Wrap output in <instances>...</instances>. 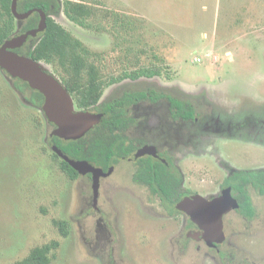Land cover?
<instances>
[{
  "label": "rangeland",
  "instance_id": "rangeland-1",
  "mask_svg": "<svg viewBox=\"0 0 264 264\" xmlns=\"http://www.w3.org/2000/svg\"><path fill=\"white\" fill-rule=\"evenodd\" d=\"M78 1L93 6L90 19L100 28L83 27L63 12L53 17L95 53L91 61L106 84L101 101L112 76L157 66L163 74L148 78L149 87L174 84L180 98H206L229 115L264 116V0ZM43 64L61 80L66 77L57 64ZM13 82L0 69V264L52 240L60 244L50 264H111L110 259L115 264H222L216 250L203 242L198 250V242L186 236L185 215H167L159 199L133 180L132 161L121 160L102 179L99 205L105 222L98 227V215L88 204L92 180H71L60 169L46 140L52 126ZM222 148L225 158L241 166L264 160L263 148L237 139ZM212 160L204 155L179 160L187 190L204 195L218 188L224 174ZM257 195L253 222L239 226L234 213L226 219L221 248L226 264H264V198ZM55 218L70 222L69 236L61 234Z\"/></svg>",
  "mask_w": 264,
  "mask_h": 264
},
{
  "label": "trees",
  "instance_id": "trees-1",
  "mask_svg": "<svg viewBox=\"0 0 264 264\" xmlns=\"http://www.w3.org/2000/svg\"><path fill=\"white\" fill-rule=\"evenodd\" d=\"M12 0H0V46L4 41L14 35L25 33L38 26L40 13L34 12L28 18L18 21L12 12ZM41 8L47 15V27L36 37H29L28 41L16 51L33 57L38 61L57 64L63 69L66 77H63L65 86L74 96L80 109H89L103 112L102 121L91 129L88 134L77 140H64L57 136L49 138V147L57 144L70 158L86 159L96 166L107 170L110 166L119 163L122 158L129 157L132 153L130 146L125 144L123 136L126 125L125 101L116 99L101 104L99 100L104 91V83L100 76V70L91 58L95 56L88 47L62 24L54 19V15L63 12L70 20L87 28H100L92 23L91 17L95 14L92 5L78 0H19L18 10L26 12L30 9ZM115 25L118 26L120 15L115 14ZM123 26V23L121 24ZM163 71L157 66L142 67L136 73L125 71L120 77L112 78L107 84L125 77L136 78L140 75L153 77L162 75ZM14 86L19 89L26 99L36 106H42L44 96L38 90L32 89L29 84L21 79H13ZM153 99L168 97L178 106L179 113L194 114V109L189 102L172 98L165 93L149 90ZM55 126V125H53ZM37 127H42L37 123ZM129 148V151H127ZM132 150V151H131ZM54 160L60 169L71 179L79 176L67 161L60 158L51 149ZM133 174V180L151 189L154 194L162 199L161 204L167 208L170 214L178 213L175 204L186 196L190 191L182 186V176L171 166L151 157L142 158ZM244 183L250 181L264 193V173L261 171H242ZM237 182L233 181L236 185ZM235 189V188H234ZM242 189L241 210L248 216L255 214V208L251 198L244 187ZM54 225L63 236L71 233V224L67 219H53ZM58 240H52L42 245H37L22 259L11 264H50L55 250L59 247Z\"/></svg>",
  "mask_w": 264,
  "mask_h": 264
},
{
  "label": "flooded vegetation",
  "instance_id": "flooded-vegetation-1",
  "mask_svg": "<svg viewBox=\"0 0 264 264\" xmlns=\"http://www.w3.org/2000/svg\"><path fill=\"white\" fill-rule=\"evenodd\" d=\"M142 67L146 66H141L134 71L124 70L123 73L127 71L128 73L134 74ZM48 72L52 73L50 70H48ZM123 73L121 75H123ZM120 76H112L109 81L114 77L118 78ZM156 76L159 75H155L153 77ZM153 77L140 75L136 78L125 77L123 79L113 81L107 84L108 87H110V90L106 97H104V100L101 101L100 98L98 104L111 102L116 99H124L126 96H128V101L124 102V107L127 114L125 116L127 119L123 136L126 138L125 144L130 146L133 151L131 150L132 153L129 157L122 158L121 160L132 161V163L135 165V170H137L138 166L141 165L139 162L140 159L151 157L171 166L173 170L177 171L178 174L182 176V186L186 189L184 185L185 176L179 164V160L182 161L185 155L208 156L211 160L213 159L212 161H214L216 165H218L220 170L223 172L224 177L222 178V181L219 183L216 190H212L206 194L204 193V196L208 199H213L214 197L219 196L224 189L230 187L232 196L236 198L240 204L239 208L231 210L224 215L223 228L226 235L225 240L222 243H215V246H210L207 244L202 234H200L198 238L194 237L193 234L202 233L203 230L198 224L192 221L187 214L178 210L177 208L176 209L180 211L178 213L185 215L187 218L186 226L189 229L186 233V236L191 239H195L198 242L197 249L199 250L201 248L200 244L202 242L205 243L209 249L216 250L217 253L220 254L219 258L223 260L222 264H226L225 259L227 258V254L225 255V253H222L221 248L222 245L227 241L226 219L228 215L232 213L237 215L239 218V226L242 225L243 222H253V220L256 218L258 210L254 199V193H257L258 197L264 198V193L260 192V190L257 189L253 183L250 181H247L246 184L244 183L241 172L252 170L261 171L264 173V160L261 163L251 162L247 163L246 166H241L243 163L239 162V164H235L233 161L225 158L227 155L224 154L222 147L228 140L237 139L243 143L264 149V116H259L252 112H247L241 116H238V114L229 115L226 114L223 109L221 110L214 101L212 102L206 98H204L202 101L196 98H180L179 92L175 89L176 87L174 84L168 85L161 82H155L149 87L146 84V80ZM58 79L64 84L63 80L60 78ZM11 80L13 81V79ZM105 86L106 84L104 83V88ZM14 88L23 95L22 98L24 101L34 108L40 109L45 122L47 121V123L54 129V124L47 119L42 110V106L40 108L28 101L25 95L19 89H17L15 86ZM149 90H156L158 92L165 93L172 98H176L177 100L183 99L189 102L194 109V114L192 116H190L188 113L180 114L178 106L174 104V102L171 101L167 96L153 99L152 95L149 93ZM51 132L46 138L47 142L49 141V138L52 137ZM144 146L154 147L153 149L156 151V155L147 154L136 158V153ZM127 151H129V148ZM116 165L117 164L112 165L114 166V170L106 177H109L114 173ZM80 176H87L92 180V175L90 173L85 175L79 174L78 177ZM106 177H102L101 181ZM233 181L237 182L236 185L233 184ZM139 185L146 187L150 193L154 194L149 187L142 184ZM242 187H244L249 194L256 210L253 216H248L241 210L243 196L241 189ZM188 191H190V193L187 195L201 194L197 191H192L189 189ZM154 196L157 197L161 202L162 199L159 197V195L154 194ZM88 204L92 211L98 215L96 219L97 226H104V211L99 205V199L95 204L92 194ZM89 214L90 211H87L85 215ZM167 215L174 218L176 213L170 214L167 212ZM189 233L192 234V236H190ZM110 263L115 264L114 260L111 259Z\"/></svg>",
  "mask_w": 264,
  "mask_h": 264
},
{
  "label": "water",
  "instance_id": "water-1",
  "mask_svg": "<svg viewBox=\"0 0 264 264\" xmlns=\"http://www.w3.org/2000/svg\"><path fill=\"white\" fill-rule=\"evenodd\" d=\"M18 1L12 0L11 5L12 12L18 21L28 18L34 12L40 13V21L36 28L4 41L0 46V69L5 71L11 79H21L27 82L32 89L43 94L42 110L47 119L55 125L51 136L64 140L80 139L102 121L104 113L80 109L69 89L54 74L48 72L42 61L16 51L28 41L30 36L36 37L46 29L48 18L47 13L41 8L20 12ZM153 148L152 146L142 147L136 153V158L147 154L156 155ZM52 150L79 174L90 173L92 175L93 198L96 204L100 195L101 178L110 175L114 166L104 170L86 159L70 158L57 144L52 145ZM175 206L203 230L202 233H195L193 236L198 238L202 234L208 245L215 246V243H222L226 238L223 228L224 215L239 208L240 204L232 196L229 187L213 199H208L202 194L184 196ZM189 235L192 236L190 233Z\"/></svg>",
  "mask_w": 264,
  "mask_h": 264
}]
</instances>
